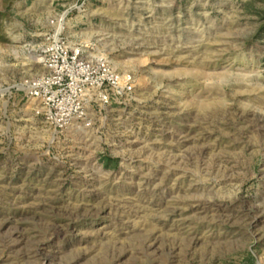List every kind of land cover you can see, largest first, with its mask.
I'll return each mask as SVG.
<instances>
[{
	"label": "rangeland",
	"instance_id": "rangeland-1",
	"mask_svg": "<svg viewBox=\"0 0 264 264\" xmlns=\"http://www.w3.org/2000/svg\"><path fill=\"white\" fill-rule=\"evenodd\" d=\"M0 264H264V0L0 2ZM49 34L132 73L43 120Z\"/></svg>",
	"mask_w": 264,
	"mask_h": 264
},
{
	"label": "built area",
	"instance_id": "built-area-1",
	"mask_svg": "<svg viewBox=\"0 0 264 264\" xmlns=\"http://www.w3.org/2000/svg\"><path fill=\"white\" fill-rule=\"evenodd\" d=\"M42 74L26 81L37 114L56 129L90 125L91 103L107 107L128 99L135 88L132 73L117 71L106 58L88 60L59 34H49L39 52Z\"/></svg>",
	"mask_w": 264,
	"mask_h": 264
},
{
	"label": "trees",
	"instance_id": "trees-1",
	"mask_svg": "<svg viewBox=\"0 0 264 264\" xmlns=\"http://www.w3.org/2000/svg\"><path fill=\"white\" fill-rule=\"evenodd\" d=\"M2 1H7V0H0V2H2ZM3 14V12L2 11H0V15H2Z\"/></svg>",
	"mask_w": 264,
	"mask_h": 264
}]
</instances>
